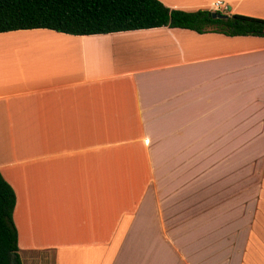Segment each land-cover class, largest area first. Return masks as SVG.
<instances>
[{
  "label": "crops",
  "instance_id": "0c3cea01",
  "mask_svg": "<svg viewBox=\"0 0 264 264\" xmlns=\"http://www.w3.org/2000/svg\"><path fill=\"white\" fill-rule=\"evenodd\" d=\"M0 175L20 264H264V37L1 33Z\"/></svg>",
  "mask_w": 264,
  "mask_h": 264
},
{
  "label": "trees",
  "instance_id": "16d2710c",
  "mask_svg": "<svg viewBox=\"0 0 264 264\" xmlns=\"http://www.w3.org/2000/svg\"><path fill=\"white\" fill-rule=\"evenodd\" d=\"M161 27L226 37H264V20L236 14L216 19L208 10H173L158 0H0V34L45 29L90 36ZM14 202L12 189L0 175V264H20L12 224Z\"/></svg>",
  "mask_w": 264,
  "mask_h": 264
},
{
  "label": "built area",
  "instance_id": "2783aa9c",
  "mask_svg": "<svg viewBox=\"0 0 264 264\" xmlns=\"http://www.w3.org/2000/svg\"><path fill=\"white\" fill-rule=\"evenodd\" d=\"M213 7H214V9H213L214 11H212V12H217V13H221V14L226 12V7L222 4H220L219 2L214 3Z\"/></svg>",
  "mask_w": 264,
  "mask_h": 264
},
{
  "label": "water",
  "instance_id": "95a60500",
  "mask_svg": "<svg viewBox=\"0 0 264 264\" xmlns=\"http://www.w3.org/2000/svg\"><path fill=\"white\" fill-rule=\"evenodd\" d=\"M211 17L212 18H216V19H225V18H227V16L226 15H220V14H217V13H215V12H211ZM263 33H264V28H263Z\"/></svg>",
  "mask_w": 264,
  "mask_h": 264
},
{
  "label": "rangeland",
  "instance_id": "374dc122",
  "mask_svg": "<svg viewBox=\"0 0 264 264\" xmlns=\"http://www.w3.org/2000/svg\"><path fill=\"white\" fill-rule=\"evenodd\" d=\"M223 14L226 15L227 17L230 16V15H229L228 13H226V12H224Z\"/></svg>",
  "mask_w": 264,
  "mask_h": 264
}]
</instances>
